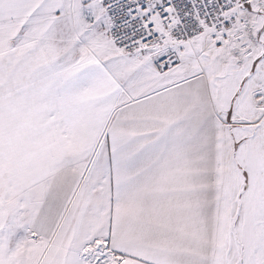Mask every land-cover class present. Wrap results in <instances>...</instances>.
Returning a JSON list of instances; mask_svg holds the SVG:
<instances>
[{
  "label": "snow or ice",
  "instance_id": "6c2138e0",
  "mask_svg": "<svg viewBox=\"0 0 264 264\" xmlns=\"http://www.w3.org/2000/svg\"><path fill=\"white\" fill-rule=\"evenodd\" d=\"M0 264H264V0H0Z\"/></svg>",
  "mask_w": 264,
  "mask_h": 264
}]
</instances>
